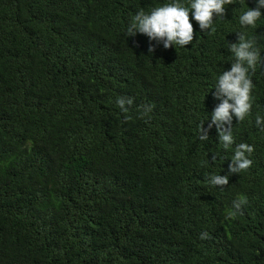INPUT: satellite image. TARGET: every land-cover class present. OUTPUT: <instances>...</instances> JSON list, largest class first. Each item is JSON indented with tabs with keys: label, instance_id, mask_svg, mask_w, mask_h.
Masks as SVG:
<instances>
[{
	"label": "trees",
	"instance_id": "1",
	"mask_svg": "<svg viewBox=\"0 0 264 264\" xmlns=\"http://www.w3.org/2000/svg\"><path fill=\"white\" fill-rule=\"evenodd\" d=\"M170 2L0 0V264H264V63L234 144L215 126L198 138L236 33L264 57V8L245 28L257 0H233L207 32L189 13L184 48L149 53L154 41L126 36L136 11ZM119 96L134 100L127 113ZM239 143L253 146L251 167L210 185ZM241 196L243 214L226 219Z\"/></svg>",
	"mask_w": 264,
	"mask_h": 264
},
{
	"label": "clouds",
	"instance_id": "2",
	"mask_svg": "<svg viewBox=\"0 0 264 264\" xmlns=\"http://www.w3.org/2000/svg\"><path fill=\"white\" fill-rule=\"evenodd\" d=\"M233 4V0H189V3H181L180 0H171L152 8L150 12L139 9L132 16L126 29L127 37H134L137 33L144 35L148 40L154 41L155 45L148 48L149 53L155 51L156 45H163L164 49L174 45L184 48L192 43L194 39V28L190 22L191 18L197 22L201 32L213 29L214 18L223 19L226 5ZM264 8V0H257L256 7L247 9L239 16V23L242 27H251L261 18V9ZM237 42L228 44L229 51L234 55L235 60L227 71H223L218 77L214 86V99L219 101L211 113L210 122L205 128L204 121L199 125L198 138L200 141L209 140V132L215 126L219 142L227 150L234 144L232 134V121H243L251 112V92L254 84L250 77V70H255L257 63H264L258 48L257 37L248 38L245 33L237 32ZM131 97L119 96L116 104L122 113H127L133 105ZM151 103L141 104L138 108L140 118L148 117L153 110ZM130 117H125V121ZM147 122V121H146ZM256 125L264 131V118L257 116ZM254 151L252 145L239 143L233 150L231 163L228 166V174H212L208 177V183L212 186L223 188L228 185L229 176L246 171L252 165L248 158ZM219 153H213L212 161L219 157ZM248 203L246 197H238L232 202L226 219H234L238 214L242 215V208ZM199 238L208 240L212 237L207 231L201 232Z\"/></svg>",
	"mask_w": 264,
	"mask_h": 264
}]
</instances>
